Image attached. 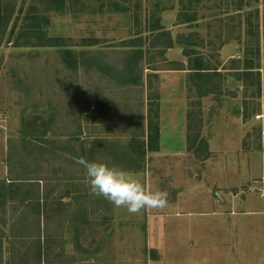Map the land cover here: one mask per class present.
I'll return each mask as SVG.
<instances>
[{"label": "rangeland", "instance_id": "374dc122", "mask_svg": "<svg viewBox=\"0 0 264 264\" xmlns=\"http://www.w3.org/2000/svg\"><path fill=\"white\" fill-rule=\"evenodd\" d=\"M0 5L11 13L0 25V264H264L263 217L228 214L264 207V0ZM189 48L219 73L192 82L178 69ZM247 62L252 72L237 73ZM81 158L131 171L167 193L165 206L129 213L91 195ZM188 210L185 225L167 216Z\"/></svg>", "mask_w": 264, "mask_h": 264}, {"label": "clouds", "instance_id": "9594fccd", "mask_svg": "<svg viewBox=\"0 0 264 264\" xmlns=\"http://www.w3.org/2000/svg\"><path fill=\"white\" fill-rule=\"evenodd\" d=\"M78 163L83 166L90 194L106 199L117 208L124 207L129 213H137L141 209L162 208L166 204V192L147 190L131 171L123 167L84 158Z\"/></svg>", "mask_w": 264, "mask_h": 264}, {"label": "trees", "instance_id": "16d2710c", "mask_svg": "<svg viewBox=\"0 0 264 264\" xmlns=\"http://www.w3.org/2000/svg\"><path fill=\"white\" fill-rule=\"evenodd\" d=\"M1 6V5H0ZM10 17H11V13H9V12H6L4 9H2V7H0V25H2L4 22H5V25L7 24H9V22H10ZM20 19V14H17V16H16V18L14 19V21H13V25H12V27H11V33H14L15 32V30L17 29V26H18V23H19V20ZM6 25V26H7ZM32 27H39V29H40V26L38 25H35V26H30V24L28 23L23 29H25V30H22V31H34L33 30V28ZM151 30L152 31H155L156 30V28L155 27H152L151 28ZM24 32H20L19 33V35L21 34H23ZM32 33V32H31ZM43 37V36H42ZM43 39H44V41H46L45 42V44L44 45H52V46H56L57 44L55 43V42H51L52 40L51 39H48V38H46V37H43ZM170 39V38H169ZM182 38L181 37H179L178 38V42H182V40H181ZM159 41H161V38H160V36H154L153 37V39L150 41V46H152V47H157L159 44H160V42ZM142 39H141V41H140V43L139 44H137L136 43V45L135 44H132V45H135V46H139V47H141L142 46ZM171 42H169V45H167V46H171V44H170ZM186 45H192V43L190 44V42H189V44L188 43H185ZM140 51L142 52V49H140ZM64 53H65V55L66 56H68L67 58H65V60L66 61H68L69 60V57L70 56H73V53H72V51L71 50H65L64 51ZM185 55H187L188 57H189V60L187 61V66H186V68H185V64L184 63H182V65H181V68H178V69H188V70H190V73H192L191 74V81L192 82H194L195 81V78L196 77H199V78H204L205 76H207V75H209V74H206V73H210V70H212V72H216V73H219V71H217V69L218 68H216V67H211V66H209L208 65V63L207 62H205V58H204V55L201 53V52H199V51H197L195 48H189L188 50H185ZM193 55V57H191ZM191 57V58H190ZM74 58V57H73ZM72 58V62H74V65L73 66H76V59L74 58L73 59ZM70 62V61H69ZM255 67L252 65V63L251 62H247V66H245L244 68H236V72L237 73H239V74H241V75H243V76H246V75H248L250 72H252V69H254ZM238 74V75H239ZM197 87H199L200 88V85H198V84H195ZM155 115L156 116H158V112H157V109H156V112H155ZM150 131V130H149ZM153 134H152V132H151V134H150V136H149V140H148V142L149 143H152L153 141H154V137H156V139L158 140L159 139V129H158V126L156 127V136H152ZM158 148V147H157ZM157 148H155V149H157ZM201 148V147H200ZM147 149H150L149 148V144H147L146 146H145V143L142 145V151H141V154H145V151H147ZM15 186L13 185L12 187H11V189L12 188H14ZM10 189V190H11ZM2 190L0 189V192H1Z\"/></svg>", "mask_w": 264, "mask_h": 264}, {"label": "crops", "instance_id": "0c3cea01", "mask_svg": "<svg viewBox=\"0 0 264 264\" xmlns=\"http://www.w3.org/2000/svg\"><path fill=\"white\" fill-rule=\"evenodd\" d=\"M185 68H186V65H185ZM160 112V111H159ZM159 112H158V116H157V119H158V121L160 122V114H159ZM174 118H173V120H171L170 122H169V124L171 125V126H173L174 127ZM159 126V125H158ZM160 128H159V134H160ZM158 146H159V144H158ZM158 149V148H157ZM156 149V150H157ZM50 202H52V200H43V201H41V204H40V206H41V212L43 213V214H45V215H47L49 212H53L54 211V209L53 208H50L52 205H50ZM213 205H215V203L213 204ZM56 206H54V208H55ZM263 210H258L257 209V211H245V210H240V211H238V210H236L233 206H231V209H230V212L228 213L229 215H231V216H233V217H237V219H239V218H241V216L242 215H256V216H258V217H260V215H261V217H263V219H264V207L262 208ZM224 210H226L225 209V207L222 205H219V204H217L216 205V207L213 209V211H212V213L214 214V215H216V216H218V217H222V216H225V214H223V213H225V211ZM196 212V211H195ZM197 212H199L200 214L201 213H204V212H200V211H197ZM190 213H192V211H181L180 213H177V212H173V211H171V212H169L168 213V217L170 218H173L174 217V219H176L177 221L179 220V221H181V222H183L184 223V225L186 224V222H188V220L190 219L189 217H190ZM157 214L158 213H151L150 215H149V223H148V226L150 225L151 226V223H152V221L153 220H155V218H156V216H157ZM200 214H199V216H200ZM240 216V217H239ZM201 217V216H200ZM189 218V219H188ZM229 218V217H228ZM232 219H235V220H237L236 218H232ZM253 219V216H251V220ZM228 220H231V218H229ZM221 221H225V218H223ZM238 221V220H237ZM42 222H43V224L45 223V217H43V220H42ZM147 230H148V228H147ZM150 235V234H149ZM174 235H175V233H174ZM175 238H176V236H175ZM40 241H42V245L44 246V248H42V251L43 250H45V245H46V241L49 243V240H46L45 239V237H42V238H40ZM101 241V239L98 237V236H91V237H89V239L88 240H86V244H87V246H88V244H89V246H93L94 244H97V243H99ZM72 244L74 245H78L79 244V240L78 239H74L73 238V240H72ZM263 244H264V242H263ZM156 249H158V248H156ZM98 250L96 249V251H93L92 250V248L91 249H80V247H76L75 248V250L73 251V253H75L76 255L78 254V255H80V257H78V258H87V259H89L90 261H94V258L95 259H98L99 258V256H100V254H98V252H97ZM158 251H159V249H158ZM45 260V259H44ZM43 262V264H51L50 262H44V261H42ZM153 262H156L155 260H152V261H150V264H153ZM52 264H56V263H52Z\"/></svg>", "mask_w": 264, "mask_h": 264}]
</instances>
